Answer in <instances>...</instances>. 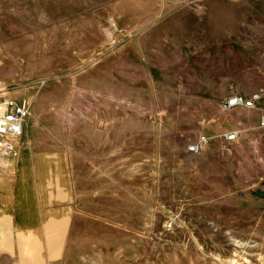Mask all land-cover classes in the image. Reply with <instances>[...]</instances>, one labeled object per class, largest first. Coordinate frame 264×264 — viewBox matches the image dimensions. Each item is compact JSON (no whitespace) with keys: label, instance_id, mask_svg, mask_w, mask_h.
Returning <instances> with one entry per match:
<instances>
[{"label":"rangeland","instance_id":"374dc122","mask_svg":"<svg viewBox=\"0 0 264 264\" xmlns=\"http://www.w3.org/2000/svg\"><path fill=\"white\" fill-rule=\"evenodd\" d=\"M0 98L43 220L0 264H264V0H0Z\"/></svg>","mask_w":264,"mask_h":264},{"label":"built area","instance_id":"2783aa9c","mask_svg":"<svg viewBox=\"0 0 264 264\" xmlns=\"http://www.w3.org/2000/svg\"><path fill=\"white\" fill-rule=\"evenodd\" d=\"M261 99L260 94H255L247 99L242 96L234 95L223 104L225 110L233 108H254L255 104ZM28 105L26 102H17L9 98H0V136L20 138L23 134V125L28 115ZM260 125L264 127V115L261 118ZM236 133H228L224 136L226 143L236 140ZM209 138L206 136L199 137L194 143L188 146V152L198 154L208 143ZM4 148L7 151L12 149V145L6 143Z\"/></svg>","mask_w":264,"mask_h":264},{"label":"crops","instance_id":"0c3cea01","mask_svg":"<svg viewBox=\"0 0 264 264\" xmlns=\"http://www.w3.org/2000/svg\"><path fill=\"white\" fill-rule=\"evenodd\" d=\"M2 140L4 139H1V143ZM21 148L22 146L18 148L19 153H21ZM8 159L15 160V162H17V164L15 165L17 169V173L14 170L13 175L11 173L7 175L6 173L8 172L7 170L8 168H5V166L1 164V160H0V171L6 169L3 172H0V218L4 217L9 221H11L13 227L16 230L37 229L40 227L39 223H41L43 220H41V214L37 207L38 204H37L36 194L33 193L30 188L27 187H25V189L27 190L26 193H24V189L22 188H18V191L14 189V185L16 181L15 178L18 176V173L22 172L23 168L27 164V161H25V159L21 156L15 157V159L12 158H8ZM18 170L20 172H18ZM3 175L7 178H3ZM8 181H13V182L12 184H5ZM18 186L20 187L21 184H19ZM16 195H20V197L22 196L24 206L17 207L16 204H14V202L11 200ZM22 214L23 216H20ZM19 216L20 219H18Z\"/></svg>","mask_w":264,"mask_h":264},{"label":"bare ground","instance_id":"6f19581e","mask_svg":"<svg viewBox=\"0 0 264 264\" xmlns=\"http://www.w3.org/2000/svg\"><path fill=\"white\" fill-rule=\"evenodd\" d=\"M30 116V115H29ZM27 122V121H26ZM0 138H2V137H0ZM4 138V137H3ZM6 138H8V137H6Z\"/></svg>","mask_w":264,"mask_h":264}]
</instances>
